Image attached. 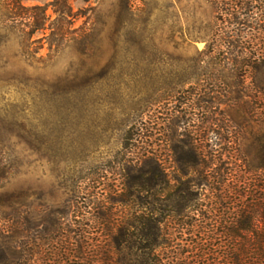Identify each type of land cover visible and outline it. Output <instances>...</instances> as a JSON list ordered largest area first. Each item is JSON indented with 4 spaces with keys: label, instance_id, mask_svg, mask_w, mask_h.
I'll return each mask as SVG.
<instances>
[{
    "label": "rangeland",
    "instance_id": "1",
    "mask_svg": "<svg viewBox=\"0 0 264 264\" xmlns=\"http://www.w3.org/2000/svg\"><path fill=\"white\" fill-rule=\"evenodd\" d=\"M50 2L22 0L26 7L45 8L53 23L27 41L29 28L0 9V205L5 210L18 193L32 207L57 206L77 178L87 190L106 188L104 195L122 188L126 205L116 207L131 215L141 203L138 158L144 152L160 161L175 187L184 185L175 178L209 176L195 185L201 193L195 204L213 206L203 205L204 215L195 213L204 224L216 214L220 195L230 206L236 190L244 192L252 182L256 190L262 187L264 74L249 71L239 79L230 73L234 65L200 59L205 42L192 37L209 28L215 15L211 4L73 0L77 16L60 30ZM87 16L88 30H74ZM190 144L202 163L184 175L172 146L182 153ZM147 186L156 188L155 182ZM165 224L182 250V226Z\"/></svg>",
    "mask_w": 264,
    "mask_h": 264
},
{
    "label": "trees",
    "instance_id": "2",
    "mask_svg": "<svg viewBox=\"0 0 264 264\" xmlns=\"http://www.w3.org/2000/svg\"><path fill=\"white\" fill-rule=\"evenodd\" d=\"M50 1L58 29L65 30L77 16L73 0ZM205 2L211 4L215 15L207 30L192 37L205 42L200 59L234 65L230 73L239 79L249 71L264 74V0ZM0 9L10 13L8 19L18 17V24L29 28L23 41L39 30L52 28L51 16L42 6L0 0ZM89 22L87 16L74 30L87 31ZM172 149L180 153L175 162L184 175L201 165L197 148L191 144L182 153L177 145ZM138 161L137 197L141 203L131 215L122 207L126 205L122 188L112 187L104 195L106 188L87 190L77 178L72 179V188L57 206L32 207L21 200V193L6 210L0 205V264H264V174L261 188L256 190L252 182L245 185L248 190H236L229 198L230 206L220 195V206L214 202L216 214L207 216L204 224L195 217L205 205L195 204L201 194L195 185L207 182L209 176L199 181L175 178L176 183L184 184L175 187L153 154L144 152ZM127 168L122 165L123 170ZM148 181L155 182L156 188L147 186ZM211 205L207 203L205 208L213 210ZM167 219L166 224L181 225L186 234L182 250L178 249L179 241L175 243L166 232L170 228L162 225Z\"/></svg>",
    "mask_w": 264,
    "mask_h": 264
}]
</instances>
